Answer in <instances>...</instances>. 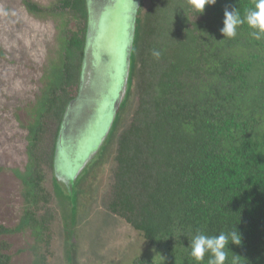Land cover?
Listing matches in <instances>:
<instances>
[{
    "label": "trees",
    "instance_id": "1",
    "mask_svg": "<svg viewBox=\"0 0 264 264\" xmlns=\"http://www.w3.org/2000/svg\"><path fill=\"white\" fill-rule=\"evenodd\" d=\"M22 2L29 12H59L65 20L56 56L43 68L34 102L25 107V159L12 169L23 205L14 227L0 224V264H18L2 236L26 229L36 245L32 264H48L53 192L63 201L67 221V208L72 216L77 212L79 185L112 143L105 207L167 256L168 264H208L210 254L203 261L190 255L191 240L220 232L241 238L238 245L228 244L225 264H264V38H253L247 24L234 38L220 31L225 9L243 16L255 0H216L203 13L188 0H139L130 15L125 92L86 164L93 160L68 184L71 204L55 155L65 108L78 92L87 0H57L49 9ZM69 19L74 28L67 26ZM153 50L161 52L158 59ZM131 101L127 125L117 131ZM48 172L53 189L45 185ZM131 264L155 263L137 256Z\"/></svg>",
    "mask_w": 264,
    "mask_h": 264
},
{
    "label": "rangeland",
    "instance_id": "2",
    "mask_svg": "<svg viewBox=\"0 0 264 264\" xmlns=\"http://www.w3.org/2000/svg\"><path fill=\"white\" fill-rule=\"evenodd\" d=\"M31 1L44 9L58 3L57 0ZM64 20L59 12H29L22 0H0V224L8 228L17 224L23 205L21 182L12 169L21 167L25 159L24 125L28 119L25 107L34 102L41 88L43 68L56 56V38ZM67 26L74 28V20L69 19ZM133 108L131 101L122 110L117 131L127 125ZM114 148L112 143L104 160L84 177L79 185L82 192L78 195L77 212L72 216L71 208H67L64 212L69 218L67 221L63 217V201L53 192L54 219L48 264H131L137 256L155 264H168L167 256L148 246L130 225L105 207ZM92 160L80 165L77 171L82 170L80 174H84ZM57 163L55 171L65 179L66 189L70 192L67 200L71 204L73 188L70 189L68 184L76 175L72 178L69 169L60 160ZM50 176L51 172H48L45 185L53 189ZM2 238L10 244L7 252L14 263L32 264L36 245L29 230L6 234ZM43 249L41 245L37 246V251L43 252Z\"/></svg>",
    "mask_w": 264,
    "mask_h": 264
},
{
    "label": "water",
    "instance_id": "3",
    "mask_svg": "<svg viewBox=\"0 0 264 264\" xmlns=\"http://www.w3.org/2000/svg\"><path fill=\"white\" fill-rule=\"evenodd\" d=\"M86 4L87 30L78 92L65 108L55 155L72 178L96 151L97 140L124 95L132 41V27L127 24V36L125 25L127 0H87ZM102 32H106L103 38Z\"/></svg>",
    "mask_w": 264,
    "mask_h": 264
},
{
    "label": "clouds",
    "instance_id": "4",
    "mask_svg": "<svg viewBox=\"0 0 264 264\" xmlns=\"http://www.w3.org/2000/svg\"><path fill=\"white\" fill-rule=\"evenodd\" d=\"M191 7L196 13H203L205 5H213L216 0H188ZM130 9L137 7L134 0H130L128 5ZM223 19V27L220 29L224 37L234 38L237 35V29L247 24L252 32L253 38L259 40L264 38V0H255L253 8L247 9L243 16L240 11L233 8L231 11L225 9ZM152 55L155 58L161 56V52L153 50ZM240 244L241 238L237 232L224 233L220 232L217 235H205L202 233L196 234L190 243V255L196 261H203L205 254H210L208 264H225L228 260V244ZM227 249V250H226Z\"/></svg>",
    "mask_w": 264,
    "mask_h": 264
},
{
    "label": "flooded vegetation",
    "instance_id": "5",
    "mask_svg": "<svg viewBox=\"0 0 264 264\" xmlns=\"http://www.w3.org/2000/svg\"><path fill=\"white\" fill-rule=\"evenodd\" d=\"M134 2L136 3V0H134ZM129 3H130V0H127V4L129 5ZM138 8V5H137V7H135L134 9H130L129 7L126 9V12H125V16H126V18H127V20H126V23H125V25H126V32H127V36H129L128 34H129V32H128V30H129V28H128V25H129V27H132V30H133V24H132V21H133V17H131L130 15L131 14H135V12H136V9ZM128 24V25H127ZM104 26V25H103ZM132 30H131V33H132ZM126 32L124 31V33L123 34H126ZM102 52H100V54H101Z\"/></svg>",
    "mask_w": 264,
    "mask_h": 264
}]
</instances>
